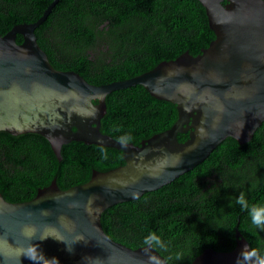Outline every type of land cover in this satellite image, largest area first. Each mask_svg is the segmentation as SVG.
Masks as SVG:
<instances>
[{"label": "water", "instance_id": "obj_1", "mask_svg": "<svg viewBox=\"0 0 264 264\" xmlns=\"http://www.w3.org/2000/svg\"><path fill=\"white\" fill-rule=\"evenodd\" d=\"M57 1L35 21L0 34V130L38 133L58 159L61 145L75 140L121 149L125 163L94 169L87 181L66 189L53 180L25 201L0 194V264H56L51 258L58 264H169L151 242L130 248L112 239L101 214L169 183L225 137L251 139L264 121V0H198L215 36L207 47L103 84L55 68L38 44L34 29ZM134 84L174 103L178 115L139 145L100 131L106 94ZM177 133L187 138L180 142ZM235 237L232 249L206 248L190 264H264L238 228Z\"/></svg>", "mask_w": 264, "mask_h": 264}, {"label": "trees", "instance_id": "obj_2", "mask_svg": "<svg viewBox=\"0 0 264 264\" xmlns=\"http://www.w3.org/2000/svg\"><path fill=\"white\" fill-rule=\"evenodd\" d=\"M51 1L0 0V34L35 21ZM34 33L55 68L74 70L92 84L133 77L185 51L196 55L215 37L198 0H59ZM105 104L100 131L134 145L178 116L174 103L140 84L109 92ZM186 138L177 133L178 141ZM60 156L38 133L0 130V194L25 201L53 180L66 189L87 181L94 169L125 163L121 149L75 140L61 145ZM240 195L247 209L236 203ZM254 208L264 210V121L249 141L225 137L193 168L107 207L100 221L115 241L130 248L151 242L169 264H190L206 248L232 249L236 228L254 257H264V230L251 223Z\"/></svg>", "mask_w": 264, "mask_h": 264}, {"label": "clouds", "instance_id": "obj_3", "mask_svg": "<svg viewBox=\"0 0 264 264\" xmlns=\"http://www.w3.org/2000/svg\"><path fill=\"white\" fill-rule=\"evenodd\" d=\"M124 141L122 140V143ZM236 203L240 205L242 208L247 209V205L243 195L237 196ZM251 223L259 230H264V210H256L255 208L251 210ZM46 238V237H45ZM28 259L32 260L31 257L26 256ZM56 261L58 264V260L56 258H51ZM35 262V261H33Z\"/></svg>", "mask_w": 264, "mask_h": 264}]
</instances>
